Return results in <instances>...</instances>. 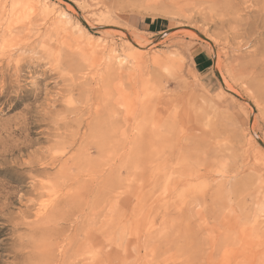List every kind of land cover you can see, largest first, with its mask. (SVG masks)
I'll return each mask as SVG.
<instances>
[{"label": "rangeland", "instance_id": "obj_1", "mask_svg": "<svg viewBox=\"0 0 264 264\" xmlns=\"http://www.w3.org/2000/svg\"><path fill=\"white\" fill-rule=\"evenodd\" d=\"M46 1L0 0V264H264V40Z\"/></svg>", "mask_w": 264, "mask_h": 264}, {"label": "bare ground", "instance_id": "obj_2", "mask_svg": "<svg viewBox=\"0 0 264 264\" xmlns=\"http://www.w3.org/2000/svg\"><path fill=\"white\" fill-rule=\"evenodd\" d=\"M41 1L45 5L42 10L51 7L48 1ZM184 2L186 8L188 10L191 9L192 14L194 13L193 19H196V17L201 14L204 18L203 20L212 22L216 26H219L223 32L231 35L232 40H239L240 47L245 44L251 45L252 43L256 45L264 40V0H184ZM187 12L190 13V11ZM59 15L61 18H65L67 21H69V18L65 15V13L61 12ZM223 32L221 34H223ZM136 43L137 44L134 47L137 49V45L140 46V44H138V42ZM258 50L263 54L262 56L258 57L256 51L250 53L249 55L251 62L249 64V71L247 73L250 77L264 74V43L259 46ZM110 52L111 53L109 54H114L116 49L111 48ZM125 58L126 57H123L122 59ZM164 65L166 66V64ZM262 248L263 247L260 249ZM243 260L242 262H245Z\"/></svg>", "mask_w": 264, "mask_h": 264}, {"label": "crops", "instance_id": "obj_3", "mask_svg": "<svg viewBox=\"0 0 264 264\" xmlns=\"http://www.w3.org/2000/svg\"><path fill=\"white\" fill-rule=\"evenodd\" d=\"M195 64L203 69V71H205L213 65V60H211L210 57L203 55L202 53L201 55L196 57Z\"/></svg>", "mask_w": 264, "mask_h": 264}]
</instances>
